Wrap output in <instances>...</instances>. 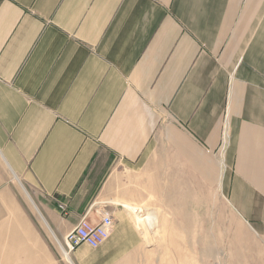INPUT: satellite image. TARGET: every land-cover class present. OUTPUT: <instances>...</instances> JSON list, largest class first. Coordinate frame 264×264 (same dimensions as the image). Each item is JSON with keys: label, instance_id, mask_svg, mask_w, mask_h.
I'll use <instances>...</instances> for the list:
<instances>
[{"label": "crops", "instance_id": "obj_1", "mask_svg": "<svg viewBox=\"0 0 264 264\" xmlns=\"http://www.w3.org/2000/svg\"><path fill=\"white\" fill-rule=\"evenodd\" d=\"M14 181L63 242L112 214L77 264H141L168 212L263 235L264 0H0V218Z\"/></svg>", "mask_w": 264, "mask_h": 264}, {"label": "rangeland", "instance_id": "obj_2", "mask_svg": "<svg viewBox=\"0 0 264 264\" xmlns=\"http://www.w3.org/2000/svg\"><path fill=\"white\" fill-rule=\"evenodd\" d=\"M13 186L16 208L0 218V264H77L73 253L66 251V257L64 242L42 215L38 198L17 181ZM172 219L173 212H168L151 227L136 218L144 240L141 264H264V234L246 229L233 211L216 216L200 210L198 241L193 243L184 241L185 228L173 227Z\"/></svg>", "mask_w": 264, "mask_h": 264}, {"label": "built area", "instance_id": "obj_3", "mask_svg": "<svg viewBox=\"0 0 264 264\" xmlns=\"http://www.w3.org/2000/svg\"><path fill=\"white\" fill-rule=\"evenodd\" d=\"M228 137L227 121L223 133L222 150L225 148V143ZM59 209L64 215L68 214V207L65 202H59ZM114 220L110 212L101 215L99 220H91L84 215L79 223L67 234L64 241V250L69 254L74 253L77 246L87 244L92 248L101 246L110 236Z\"/></svg>", "mask_w": 264, "mask_h": 264}, {"label": "water", "instance_id": "obj_4", "mask_svg": "<svg viewBox=\"0 0 264 264\" xmlns=\"http://www.w3.org/2000/svg\"><path fill=\"white\" fill-rule=\"evenodd\" d=\"M24 189V188H23ZM25 190V189H24ZM26 191V190H25ZM31 202H32V204L34 205V207L39 211V209L37 208V206H36V204L34 203V201H32L31 200ZM40 212V211H39Z\"/></svg>", "mask_w": 264, "mask_h": 264}, {"label": "bare ground", "instance_id": "obj_5", "mask_svg": "<svg viewBox=\"0 0 264 264\" xmlns=\"http://www.w3.org/2000/svg\"><path fill=\"white\" fill-rule=\"evenodd\" d=\"M35 208V207H34ZM60 246H61V244H60ZM63 249V248H62ZM64 253H65V255H66V257H68V259L70 258L69 257V254H67V252L66 251H64ZM71 261V260H70ZM72 263V262H71ZM73 264V263H72Z\"/></svg>", "mask_w": 264, "mask_h": 264}]
</instances>
